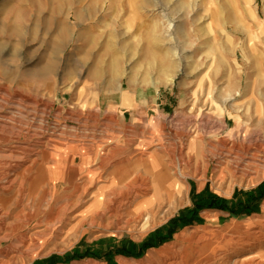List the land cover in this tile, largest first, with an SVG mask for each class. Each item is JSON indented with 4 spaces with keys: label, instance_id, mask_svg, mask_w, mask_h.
Wrapping results in <instances>:
<instances>
[{
    "label": "rangeland",
    "instance_id": "1",
    "mask_svg": "<svg viewBox=\"0 0 264 264\" xmlns=\"http://www.w3.org/2000/svg\"><path fill=\"white\" fill-rule=\"evenodd\" d=\"M47 67L52 71L40 73ZM124 93L130 101L122 107L142 109L115 105L121 98L123 105ZM112 108L126 117L128 146L141 140L156 146L147 151L152 157L156 151L151 160L186 176L178 199L157 194L161 204L155 200L142 220L131 223L138 215L130 205L120 218L108 210L103 218L86 215L98 188L107 196H139L135 205L156 197L148 173L156 165L142 160L143 166H120L132 172L122 182L116 181L119 167L107 175L114 166L111 150L79 156L82 146L121 142L111 131L118 123L107 115ZM230 114L240 116V128ZM250 137L258 146L248 143ZM222 141L252 145L249 154L257 162L219 159L211 152ZM199 149L202 157L190 160ZM263 152L264 0H0V183L22 161L58 180L40 189L33 205L15 206L13 215L21 220L16 236L29 239L31 253L7 264H166L160 256L150 262L148 255L195 230L219 231L233 241L249 237L252 264H264V225H256L264 220V199L250 216L205 208L199 224L171 235L166 230L206 191L232 202L231 209L242 207L246 194L264 183ZM134 154L129 150L130 159ZM137 170L142 172L133 174ZM129 183L133 187L123 188ZM147 242L151 247L143 254L119 252L138 251ZM227 252H218V263Z\"/></svg>",
    "mask_w": 264,
    "mask_h": 264
},
{
    "label": "bare ground",
    "instance_id": "2",
    "mask_svg": "<svg viewBox=\"0 0 264 264\" xmlns=\"http://www.w3.org/2000/svg\"><path fill=\"white\" fill-rule=\"evenodd\" d=\"M173 26L174 25L169 23L168 29H172ZM179 29L180 27H178V30ZM50 71H52V67H47L45 68V70H42V72L40 73L48 74ZM168 76L167 75L163 76L161 80H166V78L168 79ZM172 81L173 80H171L170 82ZM129 99H130L129 94L124 93L122 106H128L127 104L130 101ZM230 115L236 121V124H237L236 129L240 128V122H241L240 116H234L232 114ZM245 138L246 136L243 137V139ZM248 143L253 144V146H258L252 140L251 137L248 140ZM221 144L222 145L220 147L217 146L219 148H214V151L211 152L210 150V152L216 157H219V159H222L223 161H225L226 163H230V160H232L233 156H236L240 161H244L248 159L251 162L252 161L257 162L256 160L258 156L257 155L250 156L249 154L252 148L250 146L252 145L248 144V145L242 146V144H239L238 142H236V143H233L232 147H228V144L225 141H222ZM199 150L200 151L198 153L194 152L192 153V155L189 156L190 160L197 161L202 157L201 149ZM259 150H260L259 152L262 151V149H259ZM215 151L218 153L216 154ZM257 153H258V150H257ZM181 156H183V154ZM180 162L181 161H179V163ZM138 163H139L138 165L145 164L142 161H139ZM34 167H35V164L28 165V162L26 161L17 162L14 165L9 167L8 173H7L8 178L6 179L5 184L1 185L0 183V257H1L0 264H7L8 262H11L18 257L22 259L24 256H28L31 253V250H30L31 248H29L30 246L27 243L29 239L23 236H16V229L18 228V225L21 223L20 222L21 220H20V216L13 215L15 206L21 207L24 205V206L29 207L30 205H33V202H31L32 198L35 197V195L40 191V189L47 186L49 181L58 183V180L54 181L53 177H50V180L47 179L48 174L47 176L45 175L46 171L44 170V167H39L36 170ZM237 169L238 168H236V170ZM194 170L195 169H193V171ZM148 173H150L153 176L156 182L154 184L155 185L154 189H156V197L154 196L153 198L152 197L145 198L139 204L135 205V203L137 202V198L139 196H136L134 194H129V193L127 195L123 193L122 194L113 193L107 196L105 195V190L100 189L97 191V195L95 196L93 201L87 204L88 206L86 207V210H87L86 215L91 214L93 218H96L97 216L100 218L101 217L103 218L106 210H108V213L110 214V216H115V217L120 218L122 207L124 205L125 206L130 205L129 207L133 209L132 212L133 213L135 212L138 215V217L129 219V223H131V222H134V220L135 221L142 220L144 217L142 215L143 214L142 212L144 210H148L150 206H152L153 203H155V200H156V206L161 204L160 200H158L160 197L157 194L164 192L162 194H164V196L165 195L168 196V198L170 199L174 197L178 199L180 197V194L184 188V185H183L184 178L186 177L180 168H178V172L172 175L170 173L169 168H165V165L162 164V162H158L156 163V166H153L152 168L150 167L148 168ZM115 174L117 176L116 181L120 179V181L123 182L126 178H128L132 174V172L125 170V169H121L119 167L117 168V171ZM49 176H50V173H49ZM114 185L115 183L112 182L110 189ZM123 186H122L123 188L133 187L130 183L127 185L124 184ZM185 188H186V185H185ZM11 190L15 191L14 193L15 197L14 196L7 197V194H9ZM132 212L131 214H133ZM11 219L13 220V222H10ZM257 221L258 222L256 225H261V226L264 225V220L257 219ZM249 239H250L249 237L248 238L245 237L237 241L236 240L233 241L231 238L229 240L228 236L223 235L219 231H207V230L196 231L195 230L189 233L184 232L176 237V243H174L173 245H168L158 252L149 254L148 259L151 260L150 262L152 261L156 262V256H160L161 258L165 259L166 264H179L177 262L178 259L182 261L181 264H214V262L215 264H217L218 263L217 254L221 249L225 248L229 252H227L226 257L223 259V262L218 263V264H240L242 262H243L242 264H252V261H251L252 258L250 256V253H248V250L245 249V247L248 246ZM228 243H232V244L228 246L227 245ZM231 247L232 249L230 250ZM180 249L185 250L184 251L185 255H180V251H179ZM238 252H241L242 254L241 258L243 257L242 260L233 258L234 254ZM229 255H232L233 257Z\"/></svg>",
    "mask_w": 264,
    "mask_h": 264
},
{
    "label": "trees",
    "instance_id": "3",
    "mask_svg": "<svg viewBox=\"0 0 264 264\" xmlns=\"http://www.w3.org/2000/svg\"><path fill=\"white\" fill-rule=\"evenodd\" d=\"M246 195H247V200L245 204L242 205V207L237 205L236 208L231 209V206L233 205L232 202L219 198L206 191L205 195L202 194V195L194 197V208L192 210L183 211L179 215V217L174 218L170 222L166 230H168L169 235H171L182 227L199 224L202 221V219L199 216L200 211H202L205 208L217 209V210H222L226 212L228 211L234 217H237V218L244 217V216H250L252 213L256 211V208L259 202L264 199V183L261 184L256 190L249 192ZM158 235H161L162 237L164 235L163 230L159 231ZM148 247H151L150 242L145 243L143 248L139 249L138 251L135 250L136 247L135 248L132 247V250L126 247L123 249V251L120 250L119 252L122 254L127 253L128 255H131V256H137V255L143 254L145 249H147ZM106 255H112V252L108 250L106 252ZM93 256L101 259V257H99L96 251L94 252ZM81 257H84V255H82ZM54 259H51V260L54 261ZM37 264H40V263H37Z\"/></svg>",
    "mask_w": 264,
    "mask_h": 264
},
{
    "label": "crops",
    "instance_id": "4",
    "mask_svg": "<svg viewBox=\"0 0 264 264\" xmlns=\"http://www.w3.org/2000/svg\"><path fill=\"white\" fill-rule=\"evenodd\" d=\"M115 103V102H114ZM113 103V104H114ZM122 103V98L120 99V103H115V105L120 106L122 109H127V110H133L136 107V110L138 109H142V106L139 107L137 104L133 105V107L126 108V107H122L121 105ZM114 106V105H113ZM112 106V107H113ZM107 115H111L113 117H117L118 118V123L111 128L112 134L114 136H121L120 141L122 142V140L125 138V143H121L119 142V139L115 140L112 139L110 146H92L91 149H88V146H82L83 150L85 149L86 152H84L83 150H80L79 152V156L81 157H87L88 158V153L98 149H102V148H106L111 150L110 154L108 155L109 158H111L112 160L114 159V161L111 162L113 166V168L110 170V173L108 172L107 175L109 176L113 170L116 167H120V166H132V167H136V165H138L139 161L145 160L146 163L150 164V165H156V162L154 160H151L154 158H156V151L152 154V156L148 155L147 151L152 150L153 148H155L156 146H142L143 142L141 140L140 143L137 144V146H128L127 144V135H128V122H126V117L124 116V114H121V112L117 111L115 112V110H113V108L111 110H109L107 112ZM124 135V138H123ZM116 141V142H114ZM145 147H148V149H145ZM75 149V147H74ZM129 150H133L135 152V154L133 155V158L130 159L129 158ZM97 160H100V156H99V152L95 153ZM148 157V158H147ZM100 165H104L103 163H100ZM141 165V164H140ZM143 166V165H142ZM140 166V167H142ZM142 172V170H137L135 173L133 174H140ZM100 188H98L97 190H99Z\"/></svg>",
    "mask_w": 264,
    "mask_h": 264
}]
</instances>
